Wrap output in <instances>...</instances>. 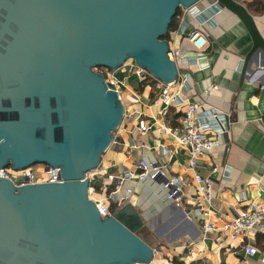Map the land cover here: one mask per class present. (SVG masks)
I'll list each match as a JSON object with an SVG mask.
<instances>
[{
	"label": "water",
	"instance_id": "water-1",
	"mask_svg": "<svg viewBox=\"0 0 264 264\" xmlns=\"http://www.w3.org/2000/svg\"><path fill=\"white\" fill-rule=\"evenodd\" d=\"M200 0H0V168L61 167V181L15 186L0 177V264H131L153 248L137 233L144 220L122 200L101 217L85 173L97 167L123 107L95 66L127 59L163 83L177 63L163 38L178 8ZM234 13L264 54L253 16Z\"/></svg>",
	"mask_w": 264,
	"mask_h": 264
},
{
	"label": "crops",
	"instance_id": "crops-1",
	"mask_svg": "<svg viewBox=\"0 0 264 264\" xmlns=\"http://www.w3.org/2000/svg\"><path fill=\"white\" fill-rule=\"evenodd\" d=\"M191 7L190 14L179 11L177 25L167 39L169 49L180 47L179 30L187 32L193 27L204 31L208 47L200 55L188 46L181 48L179 57L169 55L177 63L178 74L168 83V90L171 95L177 94V102L164 103L159 98L161 81L148 72L138 74L133 60L127 59L117 67L115 75L123 82V115L91 182L99 185L108 173L134 171L139 160L148 165L165 164L169 174L182 179L184 198L180 206L167 199L166 189L155 180L127 178L115 193L117 200L135 203L144 216V225L137 233L153 248L150 261L264 264V230L233 240L221 229L226 218L251 201L264 206V54L251 57L242 73L244 58L252 46L242 22L213 0H200ZM253 18L264 39V14ZM189 103L201 105L196 112L200 117L217 110L228 125L221 143L202 155L194 170L187 168L188 154L172 133L181 125ZM139 119L145 121V131L138 128ZM214 166L217 171L212 172ZM194 172L212 181L210 215L201 219L194 217L189 200L196 196ZM93 195L100 198L104 194L99 189ZM114 204L109 200V205ZM207 221L212 222L213 229L204 231ZM245 244L255 247L256 252L246 254Z\"/></svg>",
	"mask_w": 264,
	"mask_h": 264
},
{
	"label": "built area",
	"instance_id": "built-area-1",
	"mask_svg": "<svg viewBox=\"0 0 264 264\" xmlns=\"http://www.w3.org/2000/svg\"><path fill=\"white\" fill-rule=\"evenodd\" d=\"M191 8V6L187 8L181 7L180 10L184 14H190L192 13ZM179 34L181 35L180 47L169 49L171 57H179L183 46L190 47L197 55L204 53L208 47L207 36L198 27H193L187 32L179 30ZM133 68H136L138 74L147 73L143 68L134 66ZM93 70L103 75L106 86L109 89H113L120 100L123 82L115 75L116 69L95 66ZM168 87V83L163 84L161 82V85L160 83L158 84L159 98L166 104L177 100V94H169ZM200 106L198 103H189L181 119V125L172 130L177 143L187 152L186 166L192 170L198 165V160L202 155L208 154L214 146L221 143V135L226 132L228 127L226 117L217 110H212L202 117L197 116L196 112ZM138 128L141 131L147 129L143 119L138 120ZM208 132H211L212 136H208ZM134 168V171H126L119 175L108 173L101 178L99 185L91 182V176L97 173L96 168L85 173V177L89 180L88 197L95 203L101 217H106L110 214L109 200L114 201V203L121 202L116 199V190L125 179L133 177L139 180L150 179L161 182L167 191V199L176 206L181 205L184 198L182 179L178 175L169 174L165 164L148 165L146 161L139 160L134 165ZM60 171V166L52 167L51 165L36 163L16 170L11 167L0 168V177L9 178L17 187L36 183L59 182L61 181ZM211 171H217V166H214ZM193 180L196 196L189 199L192 205L191 211L195 218L201 219L203 215H210L208 204L212 197V181L197 172H194ZM99 189L104 195L103 197L95 198L93 193ZM211 229H213L212 222L207 221L203 224L204 231ZM221 229L233 240L256 232H262L264 230V206L251 201L242 210L236 211L233 216L226 218ZM244 251L248 255H253L256 249L249 244H245ZM131 264L153 263L151 261H137Z\"/></svg>",
	"mask_w": 264,
	"mask_h": 264
},
{
	"label": "trees",
	"instance_id": "trees-1",
	"mask_svg": "<svg viewBox=\"0 0 264 264\" xmlns=\"http://www.w3.org/2000/svg\"><path fill=\"white\" fill-rule=\"evenodd\" d=\"M235 1L242 3L252 16L264 14V0H235ZM179 11H180V8L177 9L175 16L172 18L169 24L168 30L163 36V38L168 39L170 31L176 27ZM113 209H114V206L109 205L110 212Z\"/></svg>",
	"mask_w": 264,
	"mask_h": 264
},
{
	"label": "rangeland",
	"instance_id": "rangeland-1",
	"mask_svg": "<svg viewBox=\"0 0 264 264\" xmlns=\"http://www.w3.org/2000/svg\"><path fill=\"white\" fill-rule=\"evenodd\" d=\"M128 60H132V59L129 58ZM143 233H144V232H143ZM146 234H147V233H146ZM146 234L144 233L143 236L147 237Z\"/></svg>",
	"mask_w": 264,
	"mask_h": 264
}]
</instances>
